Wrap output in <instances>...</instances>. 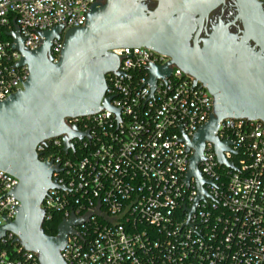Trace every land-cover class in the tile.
<instances>
[{"label": "built area", "instance_id": "1", "mask_svg": "<svg viewBox=\"0 0 264 264\" xmlns=\"http://www.w3.org/2000/svg\"><path fill=\"white\" fill-rule=\"evenodd\" d=\"M104 0H0V101L22 90L26 66L9 32L18 28L23 44L35 50L41 32L63 26L51 42L56 61L63 33L87 21L91 4ZM117 73L106 75L103 97L118 114L102 108L66 118L88 137L38 144L41 161L57 168L59 186L47 191L44 222L72 215L73 226L61 255L67 264H264V124L225 118L216 135L236 154L223 151L234 168L220 164L212 142H205L198 170L205 191L195 210L197 186L186 182L191 140L212 112V95L174 64L169 75L148 83L151 65L170 58L151 48L121 47ZM15 176L0 170V226L13 220L20 202L11 192ZM59 222V223H60ZM7 232L0 238V264H38ZM8 245L9 247H5Z\"/></svg>", "mask_w": 264, "mask_h": 264}, {"label": "water", "instance_id": "2", "mask_svg": "<svg viewBox=\"0 0 264 264\" xmlns=\"http://www.w3.org/2000/svg\"><path fill=\"white\" fill-rule=\"evenodd\" d=\"M150 9L144 0H104L91 4L83 26L64 31L56 61L51 42L63 26L41 32V44L28 50L18 28L9 32L12 48L20 53L17 66H26L28 78L22 90L0 101V170L15 176L11 194L20 202L13 220L0 226V238L13 233L24 250L37 253L38 264H67L61 255L73 226L84 219L71 216L57 226L56 235L44 232L41 203L51 188H58L51 175L52 162L41 161L38 144L61 138L63 150L72 139L88 137L66 118L81 117L106 108L118 114L106 92V75L117 73L119 57L113 50L143 46L170 58L163 66L151 65L148 83L169 75L174 64L191 75L212 95L208 120L187 142L193 150L186 182L196 180L197 197L192 213L202 199L205 180L198 170L205 142H212L220 164L234 168L223 151L236 154L230 141L216 135L225 118L260 121L264 124V0H234L231 19H218L206 30L209 13L225 0H156ZM236 28L233 31V28ZM204 36L201 37V32Z\"/></svg>", "mask_w": 264, "mask_h": 264}, {"label": "flooded vegetation", "instance_id": "3", "mask_svg": "<svg viewBox=\"0 0 264 264\" xmlns=\"http://www.w3.org/2000/svg\"><path fill=\"white\" fill-rule=\"evenodd\" d=\"M144 2L147 4L148 8L153 9L157 5L156 0H144ZM235 13V7H234V0H225L223 4L217 6L214 10H212L209 15L208 19L205 22L206 24V30L209 31V27L212 23L220 19H231ZM233 31L236 30L234 27L232 29ZM201 37L204 36V31L200 34Z\"/></svg>", "mask_w": 264, "mask_h": 264}, {"label": "trees", "instance_id": "4", "mask_svg": "<svg viewBox=\"0 0 264 264\" xmlns=\"http://www.w3.org/2000/svg\"><path fill=\"white\" fill-rule=\"evenodd\" d=\"M60 220H61V217L58 216V217L53 218L50 222L45 221L43 223L44 232L46 234H49V235H56L57 226H58ZM5 247H9V246L6 245Z\"/></svg>", "mask_w": 264, "mask_h": 264}]
</instances>
